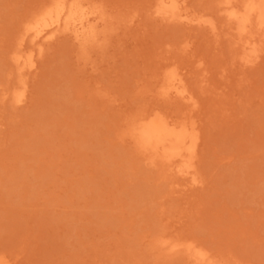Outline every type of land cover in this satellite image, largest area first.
<instances>
[{
    "label": "rangeland",
    "instance_id": "obj_1",
    "mask_svg": "<svg viewBox=\"0 0 264 264\" xmlns=\"http://www.w3.org/2000/svg\"><path fill=\"white\" fill-rule=\"evenodd\" d=\"M56 1L86 10L92 31L23 38ZM183 1L216 31L163 20L157 0H0V259L264 264V43L245 64L226 0ZM171 70L195 107L163 96ZM155 111L196 122L191 177L137 140Z\"/></svg>",
    "mask_w": 264,
    "mask_h": 264
},
{
    "label": "bare ground",
    "instance_id": "obj_2",
    "mask_svg": "<svg viewBox=\"0 0 264 264\" xmlns=\"http://www.w3.org/2000/svg\"><path fill=\"white\" fill-rule=\"evenodd\" d=\"M235 1H224L222 3L223 7L221 12L234 25L233 31L237 34L239 44H241L240 46L242 48L241 60L245 64L252 65L257 62L259 57L261 56V46L264 43V40L262 43H260L262 39H264V0H247L245 3L243 2L240 5H237V2L235 3ZM68 3L69 2L66 3V1L65 3L58 2V5L54 10L50 6L52 10H48L47 13L43 16H41L40 14V17H38V21H40V23L32 27L30 26L23 38L33 37V41H40L39 44L41 43V41L49 42L50 40H54L55 36H58L56 35L58 34L56 32L58 28L63 24V22V25L66 24V27L69 26L68 24L70 22L73 23L74 25H71V23L70 25L77 30L76 32H78L81 37L82 34H86L87 31L89 34V32H91L92 30L89 31V28L91 27V25H89L91 24L89 17L84 15V12L87 11L83 7H81L85 11L82 12L81 9L83 16L77 17L75 16V14H78V12L74 13V11H76L75 8L71 13L70 11H68L74 4H71L72 6L69 5L70 8L68 9ZM76 6L80 9L78 5H75V7ZM45 12L46 10L44 11V13ZM91 13L93 14V12H89V14ZM154 14L161 17L163 20L174 22L180 21L192 27L207 26L213 31H216V23L213 19L191 15L187 8L184 7L183 0H157ZM67 29H69V27ZM255 34H259L257 36H260L262 39L259 38L260 41L254 39ZM76 37L80 38L79 35H77ZM24 41L25 40H22V42ZM30 54V56L28 55L27 57H25L21 50V52L18 53L15 57L16 63H18V65H21L22 68L27 71L33 70L36 67V60L34 61L33 59L35 55L32 56V52H30ZM182 76L183 75H179L176 70H171L167 73V83L165 84L166 87L164 86L165 88H163V96L167 98H171L173 96L175 98L186 101V103L188 104L193 103L195 107V103L189 96L188 89L185 86V80L184 78H182ZM25 97V90L21 89L20 92L16 93L15 102L17 104H21L24 102ZM137 122H139L136 125L137 140L145 149L160 154L163 159L169 163L178 164L177 166L180 167L179 173L182 176L191 177L193 175L195 171L194 159L196 156L199 140V133H197L194 124L196 122L192 123L190 121L188 123L182 120L175 121L164 117L161 113L156 111L154 113L145 115L140 121ZM193 181L194 183L198 182H196L194 176ZM178 246L180 245L173 246V249ZM188 250L194 253L195 259L198 262H207V257L204 252H194V248L191 246L188 247ZM0 264H8V262L0 259Z\"/></svg>",
    "mask_w": 264,
    "mask_h": 264
}]
</instances>
